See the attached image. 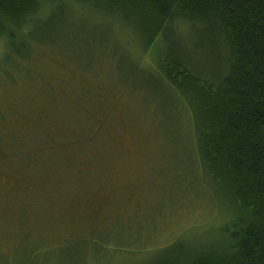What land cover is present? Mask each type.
I'll use <instances>...</instances> for the list:
<instances>
[{
	"label": "rangeland",
	"instance_id": "374dc122",
	"mask_svg": "<svg viewBox=\"0 0 264 264\" xmlns=\"http://www.w3.org/2000/svg\"><path fill=\"white\" fill-rule=\"evenodd\" d=\"M65 19L66 46L6 60L0 38V264H146L175 243L217 245L232 215L188 108L153 71L161 44L144 51L99 14Z\"/></svg>",
	"mask_w": 264,
	"mask_h": 264
},
{
	"label": "trees",
	"instance_id": "16d2710c",
	"mask_svg": "<svg viewBox=\"0 0 264 264\" xmlns=\"http://www.w3.org/2000/svg\"><path fill=\"white\" fill-rule=\"evenodd\" d=\"M75 9L127 26L144 51L161 44L153 71L188 108L202 171L232 215L217 245L175 243L146 264H264V0H0L6 60L66 46L57 33Z\"/></svg>",
	"mask_w": 264,
	"mask_h": 264
}]
</instances>
